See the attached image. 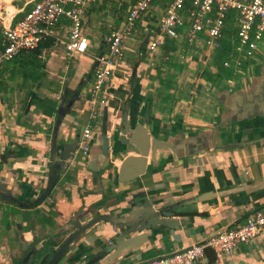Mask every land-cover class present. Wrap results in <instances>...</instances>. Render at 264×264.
<instances>
[{"label": "crops", "instance_id": "0c3cea01", "mask_svg": "<svg viewBox=\"0 0 264 264\" xmlns=\"http://www.w3.org/2000/svg\"><path fill=\"white\" fill-rule=\"evenodd\" d=\"M10 1L13 5L19 0ZM29 1L13 6L28 10L33 4ZM129 1L120 6L124 13ZM99 3L92 0L84 14ZM160 10L153 4L138 22L146 36L151 34L150 14ZM111 24L106 27L112 29ZM110 29L102 34L100 54L105 53L104 37ZM66 31L62 22L54 38L61 39ZM57 43L38 55L21 52L0 67V179L11 198H0V264H46L75 231L72 223L81 226L98 216L106 219L80 234L56 264H138L204 242L264 208V40L253 57L241 59L237 71L223 68L229 78L219 79H214V50H198L194 62L186 64L175 56L182 49L174 48L166 57L162 44L149 54L145 45L125 40L123 49L132 56L123 54L112 70L105 115L94 120L88 117L92 45L89 42L83 54L67 57L59 43L61 48L54 49ZM161 76L165 79H158ZM160 80L169 81L168 86ZM33 97L52 101L53 112L42 114L36 104L30 105ZM126 102L129 127L140 124L149 140L146 174L121 186L117 169L123 157L133 154L117 156L113 147L119 146ZM58 108L64 111L60 116ZM87 123L91 139L82 156L76 147ZM103 135L108 136V157L103 155ZM153 139L161 148L151 160ZM65 145L74 149L54 171L45 198L34 203ZM140 192L152 199L153 211L169 215L163 212L156 219L172 225L123 233L137 217L131 198ZM195 264H264V230L229 256L207 248Z\"/></svg>", "mask_w": 264, "mask_h": 264}, {"label": "built area", "instance_id": "2783aa9c", "mask_svg": "<svg viewBox=\"0 0 264 264\" xmlns=\"http://www.w3.org/2000/svg\"><path fill=\"white\" fill-rule=\"evenodd\" d=\"M155 31L147 36L145 51L154 52L163 41L171 40L177 59L194 62L198 50L217 49L225 24L231 19L235 40L230 56L221 67L237 71L242 58L253 57L264 40V0H161ZM26 12L14 7L11 1L0 6V67L21 52L34 50L45 38H54V30L67 25L63 39H55L63 46L67 57L83 54L89 40L82 32V18L92 0H30ZM27 3V4H28ZM153 0H130L123 22L104 37L106 51L93 57L92 83L88 97V117L102 116L108 98L112 70L123 58V42L135 31L138 22L152 7ZM184 49V50H183ZM108 138V136H106ZM91 139L89 123L82 128L76 153L85 155ZM264 230V208L255 209L240 226L216 232L204 242L180 247L167 255L138 264H195L205 249L229 256L239 244H248Z\"/></svg>", "mask_w": 264, "mask_h": 264}, {"label": "water", "instance_id": "95a60500", "mask_svg": "<svg viewBox=\"0 0 264 264\" xmlns=\"http://www.w3.org/2000/svg\"><path fill=\"white\" fill-rule=\"evenodd\" d=\"M147 36L145 35L144 42L141 46H144L146 44ZM66 93V91H65ZM75 97V94H73ZM261 95V97H263ZM70 102L65 105V108L70 107ZM127 109H128V103L126 102L123 106L122 114H121V130L120 133L116 139V142L119 146H114L113 150H116L117 152L113 151L115 155L122 156L121 154H133V155H126L121 159L120 165L117 169V181L119 185L122 186V183L127 182L129 180H132L136 177H139L143 174H146L145 171V164H146V153L148 151V140L149 137L142 129V126L140 124H137L133 127H129L128 121H127ZM64 113L62 108L57 109V116H60ZM105 111L103 112V116ZM58 121L55 122L57 124ZM161 142L153 139L150 143V158L153 160L156 149L161 148ZM101 145L103 148V155L104 157H108V153L106 151L107 145H108V139L105 135H103L101 140ZM54 146V145H53ZM54 148H52L53 150ZM70 149H74V147L70 145H65L58 155V160L53 163L49 168L48 177L49 181L47 186L45 187L42 194L39 195L37 199H35L34 203H39L45 196L47 195L48 191L50 190L51 186L54 184L55 181V173L54 171H58L61 166V161L66 160L68 156V152ZM145 194L143 192L137 193L132 195V202L131 205L133 208H135L134 213L132 214L135 218V221L130 224L127 227V231L123 232L126 234L129 231H132L137 228H145L148 229L149 226L153 227L154 225H166L170 226L172 224H168L167 221H158L156 217L159 216L160 213H163L165 211H161L160 213H157L153 211L151 208L152 206V199H145ZM0 198L2 200H11L9 197V191L5 188V185L2 183L0 179ZM134 199H137L136 201H133ZM166 213V212H165ZM167 214V213H166ZM169 217V215L167 214ZM106 217L98 216L93 218L91 221L79 225L76 221L72 223V225L75 228V231L70 234L60 245V247L54 252L52 258L47 261L46 264H56L58 261L59 256L64 252V250L73 243L76 238L82 234L85 230L90 228L94 223L105 220ZM172 223V222H170ZM120 239V237L117 239V241Z\"/></svg>", "mask_w": 264, "mask_h": 264}, {"label": "rangeland", "instance_id": "374dc122", "mask_svg": "<svg viewBox=\"0 0 264 264\" xmlns=\"http://www.w3.org/2000/svg\"><path fill=\"white\" fill-rule=\"evenodd\" d=\"M23 1H27V0L15 1L13 3V5L19 7ZM126 1H129V0H100L99 4H97V5L94 4V5H96V8H95V10H93L91 12V14H89L88 16L86 14H84L82 22L84 23L83 29L85 30V33L83 31V35L84 36L86 35L85 37L89 40V42L92 45L90 50H91L93 56L100 55L99 51H101L103 49L102 44H101V42H102L101 39H103V37H102L103 32L108 31L110 29V28L106 27V26H108L107 25L108 22H112V24L115 25L113 28H117L123 22L124 17H125V13L123 12V10L121 9L120 6L122 5V3H126ZM159 1L161 4L162 3L161 0H153L152 6H153V4H155V5L158 4ZM3 3H6V1H0V6H2ZM98 10L99 11H102V10L105 11V13H104V15H102V17L97 16L96 13L98 12ZM113 10H114V13H113ZM158 14H159V11H158ZM158 14L157 15L155 13L150 14V17L152 19H151V22H149V24L151 27L150 28L148 27L147 32H149V30L151 32L155 31V22L158 18ZM104 20H106L107 22L106 21L104 22ZM113 20H115V21L113 22ZM85 21L86 22L88 21V23L86 24ZM227 26H228V24L226 23L225 24L226 28L224 29V31L228 30ZM105 28H106V30H105ZM137 30H138V32H136ZM64 37H65L64 34L60 36L61 39H63ZM144 39H145V32H143L142 27L139 25L136 26L135 31H133L129 36H127L125 38V40L132 42V44L137 45V46H141L142 43L144 42ZM234 40H235V35L230 40L231 50L233 49ZM54 47H55L54 49H56V50L58 48H61V46H59L58 43ZM130 53L131 52L126 50V48L123 49V54H125L124 57H126L128 55L130 58L132 56V54H130Z\"/></svg>", "mask_w": 264, "mask_h": 264}, {"label": "trees", "instance_id": "16d2710c", "mask_svg": "<svg viewBox=\"0 0 264 264\" xmlns=\"http://www.w3.org/2000/svg\"><path fill=\"white\" fill-rule=\"evenodd\" d=\"M129 4H130V1H129ZM23 10H24V12L27 11V10H25V7ZM230 22H231V19L228 18V20L226 22L228 24V26H227L228 30L223 32L224 34H223V37L220 41V45L217 49L214 50L215 52H214L213 59H212L213 64L216 67V75H215L214 79H219V78H221V76H223L224 78L225 77L229 78L231 76L229 71L224 70L221 67V61H223L229 57V53L231 51L230 40L235 35L234 29H233ZM54 43H55L54 38H45L39 42L38 46L34 50L29 51V52H32L34 55H38V53L41 50L46 49V48H50L52 45H54ZM174 48H175V46L173 44V41L165 39L163 41L162 47L160 49H161L162 55L167 57L168 54L171 51H173ZM169 64H171V66L174 69L177 68V66H178L177 64L172 63V61ZM158 79H165V78H164V76H161V77H158ZM161 82L164 83V87L168 86L169 81H166L167 82L166 83V82H163V80H160V83ZM33 103L38 106V108L40 109L42 114H44L45 116H48L50 114V112H53V110H54V104L52 101H49V100H41L40 101V100L35 99V97H33L30 101V105H32Z\"/></svg>", "mask_w": 264, "mask_h": 264}, {"label": "bare ground", "instance_id": "6f19581e", "mask_svg": "<svg viewBox=\"0 0 264 264\" xmlns=\"http://www.w3.org/2000/svg\"><path fill=\"white\" fill-rule=\"evenodd\" d=\"M0 1H6V3H7V1L9 2L10 0H0Z\"/></svg>", "mask_w": 264, "mask_h": 264}]
</instances>
